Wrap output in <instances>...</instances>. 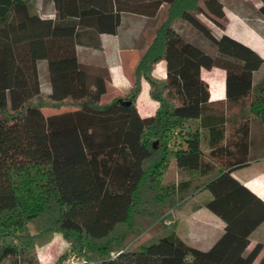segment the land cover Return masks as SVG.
Listing matches in <instances>:
<instances>
[{
  "label": "trees",
  "instance_id": "16d2710c",
  "mask_svg": "<svg viewBox=\"0 0 264 264\" xmlns=\"http://www.w3.org/2000/svg\"><path fill=\"white\" fill-rule=\"evenodd\" d=\"M229 1L0 0V264H34L35 247L54 233L95 264H264V245L247 250L264 202L232 175L264 158V59L223 34V48L247 59L231 57L184 20L202 5L225 22ZM258 2L247 12L229 7L264 39ZM126 14L160 17L128 93L102 103L110 72L77 51H100L99 36L116 35ZM160 62L163 80L152 75ZM202 69L225 72L224 103L209 102ZM143 82L158 104L149 117L136 108ZM172 170L186 177L164 185ZM203 191L205 209L224 223L206 251L178 237L171 214Z\"/></svg>",
  "mask_w": 264,
  "mask_h": 264
},
{
  "label": "crops",
  "instance_id": "0c3cea01",
  "mask_svg": "<svg viewBox=\"0 0 264 264\" xmlns=\"http://www.w3.org/2000/svg\"><path fill=\"white\" fill-rule=\"evenodd\" d=\"M132 17H138L140 19H150L143 16H135L126 14L123 16V21L119 31L116 35L102 34L99 36L101 50L95 51L90 49L79 48L78 58L84 64L104 65L110 72V83L107 91L111 90L112 93L117 95H126L130 88V81L128 73L126 71V59H132L133 52L137 44V38L142 30L138 25H134V19ZM228 18V16H226ZM139 21V20H138ZM251 31L259 40L261 47L256 49L246 44L249 49L254 51L260 58L264 59V39H262L257 33L249 28L245 23L240 24ZM240 42V41H239ZM243 44V43H242ZM255 49V50H254ZM130 62V61H129ZM136 63V61H135ZM128 64V63H127ZM159 68V69H158ZM156 69L160 70L159 75H156ZM154 78L158 80L165 79V64L160 62L156 65L152 72ZM200 77L203 82L208 86L209 102L211 103H224L225 102V72L221 69L205 70L202 69ZM144 83H142V90L144 89ZM141 90V92H142ZM152 103L157 105L156 102ZM228 113L224 111V114ZM149 117V116H141ZM231 125H225V132L228 135L232 127ZM203 137V143L201 150L203 152L204 161L209 160V153L211 151L208 146L209 131L208 129H201ZM256 143L262 144V139ZM224 144V141L223 143ZM258 144V145H259ZM260 144V145H261ZM264 147V146H262ZM232 175L236 178L244 187H246L251 193L257 196L262 202H264V158L258 159L246 165L243 168L235 170ZM210 199V195L207 191L200 192L194 195L191 199L186 201L180 211L177 212V223L179 231L182 229L187 234V242L194 244V240L191 237L192 233L189 228L183 227L189 222H202L200 223L204 229L208 230V238L206 239L207 245L212 242L217 236H219L224 228V223L209 212L204 207V203ZM173 214V213H172ZM264 227L262 223L250 236V245L248 251L254 247V245L260 243L258 239H254V235ZM177 228V229H178ZM29 233L35 234L34 227L28 226ZM179 234V233H178ZM191 237V238H190ZM205 241V240H204ZM191 244V245H192ZM212 244V243H211ZM210 245V244H209ZM70 249L69 243L63 240L60 233H54L49 243L42 247H35V262L34 264H56L57 260ZM20 264V263H19Z\"/></svg>",
  "mask_w": 264,
  "mask_h": 264
},
{
  "label": "rangeland",
  "instance_id": "374dc122",
  "mask_svg": "<svg viewBox=\"0 0 264 264\" xmlns=\"http://www.w3.org/2000/svg\"><path fill=\"white\" fill-rule=\"evenodd\" d=\"M227 7L225 8V16H228L226 18L225 22L222 21H214V19L209 16L202 5H200V12L197 14L193 15H187L185 17V21L193 26L196 30L200 31L205 35L207 38L212 40L218 47L227 55L231 57H235L240 60H245L247 59L245 57V53L241 52L235 47H232L226 43H224V48H223V42L220 40L221 36L223 34L230 36L231 38L240 41L243 44H246L250 47H254L256 49H259L261 45H259V40L257 37L246 27H243L240 24H244V21L240 19L236 14L233 13V11L230 9L229 6L236 7L239 10H244L248 11L251 7H257L259 6L258 0H234L232 2L226 3ZM241 10V11H242ZM159 16L154 19H140L138 17H132L134 19V25L139 26L142 28L140 31L138 38H137V44L135 47V51L133 52V57L132 59H126V71L128 73V78L130 81V70L135 64V61H137L138 57L141 55L143 50L145 49L146 44L150 41L152 37L153 30L155 29L158 21H159ZM139 20V21H138ZM255 50V49H254ZM254 54H256L253 51ZM257 55V54H256ZM258 56V55H257ZM260 58V57H259ZM262 59V58H261ZM130 61V62H129ZM128 63V64H127ZM159 69V68H158ZM160 70L156 69V75H159ZM39 74H40V82H41V92L43 94H48L49 88L46 82V72L43 64L39 65ZM109 86V85H108ZM109 89V88H108ZM142 90V88H141ZM149 86L145 82L144 83V89L140 93L137 101H136V108L139 116H152L157 107V105H154L152 103V100L149 97ZM116 96H121L123 97L124 95H117L116 93H112L111 90L107 91L106 95L103 96L102 98V103H107L109 102L112 98ZM154 102V101H153ZM65 110H59V111H53V110H44L43 114L44 115H54L58 113H62ZM158 145V143H157ZM186 175H180L179 173H176V171L172 170L171 172L165 174L163 178V184L164 185H171V184H176L181 178H185ZM172 214V213H171ZM173 218L176 220L177 219V213L172 214ZM177 221V220H176ZM202 222H189L185 224L183 227L189 228L192 233V238L194 240V244L187 242V234L179 228L177 229V234L178 237L185 242L187 245L194 247L198 250L201 251H206L209 249V247L215 242V240L219 237L217 236L212 242H210L208 245L206 243V239L209 236L208 230L204 229L201 227L202 225L200 224ZM190 237V238H191ZM254 239L259 240V244L264 245V227H262L253 237ZM64 240V239H63ZM205 240V241H204ZM65 241V240H64ZM212 243V244H211ZM192 244V245H191ZM255 246V245H254ZM251 250V249H250ZM67 253V252H66ZM264 253V251L261 252V254ZM260 254V255H261Z\"/></svg>",
  "mask_w": 264,
  "mask_h": 264
},
{
  "label": "built area",
  "instance_id": "2783aa9c",
  "mask_svg": "<svg viewBox=\"0 0 264 264\" xmlns=\"http://www.w3.org/2000/svg\"><path fill=\"white\" fill-rule=\"evenodd\" d=\"M60 264H95V263L87 260L85 257L69 249L66 253V257Z\"/></svg>",
  "mask_w": 264,
  "mask_h": 264
},
{
  "label": "water",
  "instance_id": "95a60500",
  "mask_svg": "<svg viewBox=\"0 0 264 264\" xmlns=\"http://www.w3.org/2000/svg\"><path fill=\"white\" fill-rule=\"evenodd\" d=\"M123 104H124L125 106H129V105H130V102H123Z\"/></svg>",
  "mask_w": 264,
  "mask_h": 264
}]
</instances>
